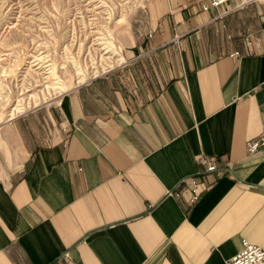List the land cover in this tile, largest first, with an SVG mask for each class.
Returning a JSON list of instances; mask_svg holds the SVG:
<instances>
[{"label": "crops", "instance_id": "1", "mask_svg": "<svg viewBox=\"0 0 264 264\" xmlns=\"http://www.w3.org/2000/svg\"><path fill=\"white\" fill-rule=\"evenodd\" d=\"M211 1L151 0L115 69L0 125V264H227L243 240L264 248V151L248 150L264 132V0Z\"/></svg>", "mask_w": 264, "mask_h": 264}, {"label": "rangeland", "instance_id": "2", "mask_svg": "<svg viewBox=\"0 0 264 264\" xmlns=\"http://www.w3.org/2000/svg\"><path fill=\"white\" fill-rule=\"evenodd\" d=\"M150 3L0 0V125L115 69L144 32Z\"/></svg>", "mask_w": 264, "mask_h": 264}, {"label": "built area", "instance_id": "3", "mask_svg": "<svg viewBox=\"0 0 264 264\" xmlns=\"http://www.w3.org/2000/svg\"><path fill=\"white\" fill-rule=\"evenodd\" d=\"M227 1H238L240 6H244L247 2L243 0H212L210 5H202L203 10H208L210 6H219L220 4ZM249 152L264 151V132L259 134L254 138L249 147ZM201 164L204 166L205 172H218L220 173L217 160L209 157H202ZM225 170H229L228 167ZM186 182V178H183L180 183ZM199 180L197 177H192L190 180V189L192 191V201H196L199 197ZM227 264H264V248L249 242L248 240H243L242 249L227 260Z\"/></svg>", "mask_w": 264, "mask_h": 264}]
</instances>
